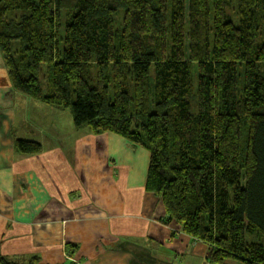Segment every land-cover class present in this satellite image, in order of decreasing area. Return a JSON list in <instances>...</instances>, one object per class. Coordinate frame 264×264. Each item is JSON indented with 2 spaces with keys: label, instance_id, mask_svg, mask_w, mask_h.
Segmentation results:
<instances>
[{
  "label": "trees",
  "instance_id": "16d2710c",
  "mask_svg": "<svg viewBox=\"0 0 264 264\" xmlns=\"http://www.w3.org/2000/svg\"><path fill=\"white\" fill-rule=\"evenodd\" d=\"M0 55L12 92L148 153L209 264H264V0H0Z\"/></svg>",
  "mask_w": 264,
  "mask_h": 264
},
{
  "label": "crops",
  "instance_id": "0c3cea01",
  "mask_svg": "<svg viewBox=\"0 0 264 264\" xmlns=\"http://www.w3.org/2000/svg\"><path fill=\"white\" fill-rule=\"evenodd\" d=\"M29 102L30 110L58 111ZM24 103L0 55L1 256L18 264H209L208 247L165 224L161 202L145 191L146 151L87 127H37L41 115L25 113ZM18 139L42 152H15Z\"/></svg>",
  "mask_w": 264,
  "mask_h": 264
},
{
  "label": "rangeland",
  "instance_id": "374dc122",
  "mask_svg": "<svg viewBox=\"0 0 264 264\" xmlns=\"http://www.w3.org/2000/svg\"><path fill=\"white\" fill-rule=\"evenodd\" d=\"M21 14H25V12H23V11H11V12L7 13V18L8 19L18 18L19 15H21ZM62 20H63L62 21V29H63L65 19L63 18ZM21 98L25 101V103H24L25 106L22 108L25 113L35 111L34 115L36 113H39L41 115V118H39V119H37V118L35 119L34 118V120H38L39 122H41V123L37 124V127H40L42 125V123H43V125H42L43 129H46V127H47V125L49 123L53 124L52 125L53 127H57L55 125H59V127L62 128V129H64L68 125H70V126L72 125V120H71V116H70L69 111H63V112L54 111V112H51L49 110L48 111L47 110H42L40 107H37L36 109L30 110L31 104H29L30 103L29 99L24 98L22 96H21ZM30 116H31V114H30ZM28 121H29V116L26 115L24 120H23V122H24V124L29 125ZM33 127L34 126H32L31 128H33ZM69 129L70 128H68L66 130H69ZM45 132L47 133V131H45ZM229 264H237V263L235 261H229Z\"/></svg>",
  "mask_w": 264,
  "mask_h": 264
}]
</instances>
